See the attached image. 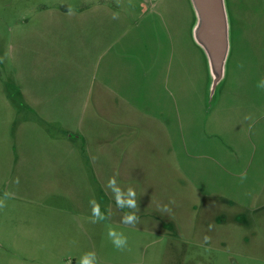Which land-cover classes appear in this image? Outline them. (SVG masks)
Segmentation results:
<instances>
[{
    "label": "rangeland",
    "instance_id": "1",
    "mask_svg": "<svg viewBox=\"0 0 264 264\" xmlns=\"http://www.w3.org/2000/svg\"><path fill=\"white\" fill-rule=\"evenodd\" d=\"M97 5L113 8L123 34L144 30L137 37L148 43V74L161 79L170 105L168 123L176 144L170 155L160 158L152 148H141L124 177L116 178L122 188L131 186L137 193L140 222L135 227L121 223L129 209L117 208L95 173L77 176L68 163L73 147L65 143L61 124L23 122L39 120L34 103L47 100L27 97L43 93L34 90L37 77L49 80L52 91L46 93L57 96L48 100L53 109L66 113L82 107L86 67L98 57V48L94 34L75 26L82 21L80 11ZM224 7L232 58L257 70L244 81L242 94L264 93L257 87L264 79V0H224ZM188 15L195 16L189 0H0V196L14 194L0 210V264H78L88 252L96 254L98 264H264V240L244 242L243 227L232 225L237 210L228 199L244 198L240 173L249 149L242 112L232 115L222 105L231 99L222 94L229 76L214 94L209 85L202 100L192 55H187L192 68L185 78L182 61L170 53L168 29L188 28ZM51 23L52 32L46 31ZM252 96L246 104L253 103ZM74 148L82 150V142ZM111 173L107 170L105 185ZM199 190L208 194L201 199ZM93 198L101 211L111 208L110 220L91 222ZM165 205L170 211H162ZM109 226L127 236L125 250L114 247Z\"/></svg>",
    "mask_w": 264,
    "mask_h": 264
},
{
    "label": "crops",
    "instance_id": "2",
    "mask_svg": "<svg viewBox=\"0 0 264 264\" xmlns=\"http://www.w3.org/2000/svg\"><path fill=\"white\" fill-rule=\"evenodd\" d=\"M77 15L82 21L75 27L81 28L85 35L94 34L92 37L98 48V57L89 61L86 67L87 74L82 86V107L68 108L66 113L64 110L59 112L56 108L53 109L52 102L48 100L57 96L46 93L52 91L49 80L45 81L44 78L37 77L34 90L43 93H33L27 97L47 100L36 101L34 108L32 107L40 116H38L39 120L30 117L23 122L37 127L40 124L41 126L61 124L65 131V143L73 147L68 154V163H71L79 177L80 173L84 176L88 170L95 173L107 192L105 185L107 170H112L111 177H124V170L141 156L138 155L141 148L143 150L145 147L152 148L151 153L160 158L170 155V148L176 146L172 144L171 125L170 122L168 123L167 107L169 108L170 105L166 92L161 91V79L150 78L151 75L148 74V43L144 39L139 41L137 37L144 30L137 32L130 30L123 34L118 28L115 11L106 5L87 8ZM175 21L178 24L179 18ZM187 24L189 27L183 30L179 27L168 29L170 53L182 61L180 67L185 78L188 70L192 68L187 61V55H192L195 68L198 69L196 71L198 80L202 83L198 90L203 100L211 85L209 65L204 51L193 39L195 16L188 15ZM52 28L51 23L46 31L52 32ZM146 34L147 31L144 35ZM123 57L128 58L126 66L122 64ZM232 57L229 40L224 74L218 85L229 76V83L222 94L225 93L227 99H231L226 104L222 102V105L225 108L227 106L232 115L242 112L243 123L248 127L244 145L249 151L242 159L246 167L243 172L247 173V179L241 186L244 198L241 202L229 198L228 202L232 210L233 208L237 210L233 215L232 225L238 230L243 227L240 234L243 241L251 244L257 241L261 243L264 240V93L242 94L244 81L254 76L257 71L256 66L250 65L251 69L247 68L240 58ZM144 81H146L145 88H143ZM25 89L28 91L27 86ZM177 91L181 92V85L177 86ZM251 95H253V103L246 104L245 99L249 102ZM142 99L146 101L142 102ZM241 99L244 100L242 106H240ZM248 115L252 120H245V116ZM59 116L62 122H59L57 118ZM77 142H82V150L74 148V143ZM46 158L48 163H52V157L46 156ZM59 160L60 157L56 162L59 163ZM237 161L239 160L235 162ZM198 193L201 199L204 194H208L202 190ZM213 210L217 211L218 206L215 205ZM178 233L183 236L181 228ZM233 235V237L229 235L227 240L230 241L238 234ZM195 236L198 239L202 237L197 232ZM253 250L255 251V247ZM260 255L264 258V251Z\"/></svg>",
    "mask_w": 264,
    "mask_h": 264
},
{
    "label": "water",
    "instance_id": "3",
    "mask_svg": "<svg viewBox=\"0 0 264 264\" xmlns=\"http://www.w3.org/2000/svg\"><path fill=\"white\" fill-rule=\"evenodd\" d=\"M195 15L192 35L202 48L211 75V93L223 78L229 47V26L224 0H189Z\"/></svg>",
    "mask_w": 264,
    "mask_h": 264
},
{
    "label": "clouds",
    "instance_id": "4",
    "mask_svg": "<svg viewBox=\"0 0 264 264\" xmlns=\"http://www.w3.org/2000/svg\"><path fill=\"white\" fill-rule=\"evenodd\" d=\"M73 10L71 8L68 9V14L71 15ZM258 88L264 89V79H261L258 84ZM245 120H252V117L250 115L245 116ZM247 179V173L241 172L240 173V180L243 182ZM16 184H19V178H16L15 181ZM106 188L112 193V196L115 200L117 208L123 210V209H129V211H125L123 213V216L121 218V223L127 226L135 227L140 222V217L138 215L139 213V205H138V198L137 193L135 189L131 186H128L127 188H122L118 182L115 176L110 177ZM14 198V194L5 191L2 196H0V210L4 209L6 205V201L8 199ZM91 206V222L92 223H98L101 221L110 220L112 216L111 208L107 210V212L101 211V206L99 202L96 199H90L89 201ZM163 212H168L170 209L167 205H165L162 208ZM209 228L211 229V225H209ZM108 237L111 239L113 245L115 248H117L120 251H123L127 248L128 244V238L122 231H117L116 229L109 226ZM205 242L209 240V237L205 236ZM78 264H98V259L96 257V254L94 252H88L83 254Z\"/></svg>",
    "mask_w": 264,
    "mask_h": 264
}]
</instances>
